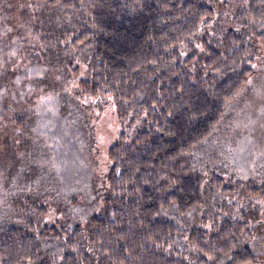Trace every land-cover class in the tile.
I'll return each mask as SVG.
<instances>
[{
  "label": "trees",
  "instance_id": "16d2710c",
  "mask_svg": "<svg viewBox=\"0 0 264 264\" xmlns=\"http://www.w3.org/2000/svg\"><path fill=\"white\" fill-rule=\"evenodd\" d=\"M258 49L264 0H0V264H255L264 183L193 160ZM80 97L110 98L122 129L99 183L50 185L41 118L89 159ZM89 197L82 221H46Z\"/></svg>",
  "mask_w": 264,
  "mask_h": 264
},
{
  "label": "rangeland",
  "instance_id": "374dc122",
  "mask_svg": "<svg viewBox=\"0 0 264 264\" xmlns=\"http://www.w3.org/2000/svg\"><path fill=\"white\" fill-rule=\"evenodd\" d=\"M85 68V62H78L76 65ZM253 71L245 85L225 108L219 128L213 140L209 141L205 148L207 152L203 155H195L194 162L206 155L218 152L221 156L219 162L224 166L225 175L233 179H240L244 184L264 183V51L257 50L253 63ZM84 76V74H82ZM251 79V83H249ZM72 95L78 96L76 81L70 82ZM84 102H92L88 106L89 111L85 114L88 123V133L92 135L91 157L85 158L80 152L74 153V158L69 154L67 142L70 137L75 136L71 130L63 134L62 130L57 131L54 127L55 119L51 116H44L41 121L44 123V142L41 144L43 161L46 163L44 172L49 174L50 185L58 181L59 185L69 187V180L77 186L92 179L96 184L100 177L106 172L107 149L110 143L117 137L122 126L114 110V103L110 98L90 99L80 97ZM138 118L129 124L126 129L136 128ZM87 128V126H86ZM36 132V129L34 130ZM76 140L75 137L72 138ZM80 141V140H79ZM81 155V156H80ZM55 168V171L53 170ZM54 179V180H53ZM68 191L67 188H65ZM81 195L79 194L78 197ZM91 197L87 198L79 211L71 212L67 207L58 208L57 199L46 203L47 222L59 221L62 219H73L82 221L87 212H98L100 203L95 208H90ZM92 203V202H91ZM82 209V210H81ZM90 210V211H89ZM83 211V212H82ZM264 207L258 210V218H264ZM74 218V219H75ZM253 249L258 253L259 258L255 264H264V224H260L254 237Z\"/></svg>",
  "mask_w": 264,
  "mask_h": 264
},
{
  "label": "snow or ice",
  "instance_id": "6c2138e0",
  "mask_svg": "<svg viewBox=\"0 0 264 264\" xmlns=\"http://www.w3.org/2000/svg\"><path fill=\"white\" fill-rule=\"evenodd\" d=\"M252 67H256L255 65H252ZM262 67H264V66H262ZM40 75H42V73H39ZM57 79H59V77H57ZM249 83H251V79H249V81H248Z\"/></svg>",
  "mask_w": 264,
  "mask_h": 264
}]
</instances>
